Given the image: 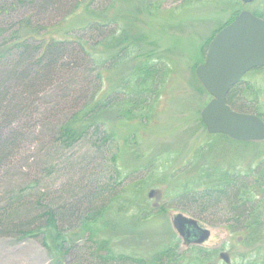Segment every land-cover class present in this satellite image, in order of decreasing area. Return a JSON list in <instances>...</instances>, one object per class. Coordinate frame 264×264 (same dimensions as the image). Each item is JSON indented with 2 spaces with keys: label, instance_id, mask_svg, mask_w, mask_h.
Returning <instances> with one entry per match:
<instances>
[{
  "label": "rangeland",
  "instance_id": "1",
  "mask_svg": "<svg viewBox=\"0 0 264 264\" xmlns=\"http://www.w3.org/2000/svg\"><path fill=\"white\" fill-rule=\"evenodd\" d=\"M84 1L99 10L73 9L66 20L50 24V32L69 37L73 28L90 19L106 22L108 29L115 30L98 49V56L108 65L103 70L101 96L131 91L129 80L141 65L157 63L165 72L168 69L154 84L156 90L137 106L132 121L119 120L111 112L102 116L117 141V169L122 177H129L115 181L116 191L132 180L106 215L114 227L106 235L115 251L150 259L154 252L175 243V250L184 252L183 264H264V232L256 235L250 230L264 214V207H259L264 206V139L240 142L209 134L200 112L210 96L194 74L214 33L241 10L264 19V0H109L112 5L103 12L108 0ZM239 88L245 106L264 120V67L246 73ZM141 114L147 118L143 120ZM32 145L25 146V153ZM85 148V144L75 145L69 155ZM30 179L19 180V189ZM223 183L227 188L238 186L239 198L254 207L253 216L238 223L246 228L235 231L231 227L237 224L229 217L213 216L184 202L189 193L225 191ZM177 213L209 229L200 247L191 245L185 251L183 238L173 225ZM220 252L229 262L221 259ZM49 256L34 240L0 237V264H52Z\"/></svg>",
  "mask_w": 264,
  "mask_h": 264
},
{
  "label": "trees",
  "instance_id": "2",
  "mask_svg": "<svg viewBox=\"0 0 264 264\" xmlns=\"http://www.w3.org/2000/svg\"><path fill=\"white\" fill-rule=\"evenodd\" d=\"M107 2L102 12L111 7ZM91 6L84 0H0V237L36 241L52 264H183L184 252L176 251L175 243L150 259H135L116 252L106 235L114 229L106 215L132 180L116 191L115 181L122 177L117 141L102 116L111 112L132 121L137 106L168 69L157 63L141 65L129 80L131 91L101 96L108 65L98 49L115 30L90 19L69 37L50 32L53 22L66 20L73 9L99 10ZM240 83L231 87L226 103L259 116L245 106ZM83 144L84 150L69 155L73 146ZM28 176L23 191L19 180ZM223 185L225 191L189 193L184 202L229 217L237 224L231 227L235 231L246 228L240 224L253 216L254 207L239 198L238 186ZM259 220L250 225L252 234L264 232V214Z\"/></svg>",
  "mask_w": 264,
  "mask_h": 264
},
{
  "label": "water",
  "instance_id": "3",
  "mask_svg": "<svg viewBox=\"0 0 264 264\" xmlns=\"http://www.w3.org/2000/svg\"><path fill=\"white\" fill-rule=\"evenodd\" d=\"M253 0H242L250 3ZM264 67V20L247 10L218 30L208 43L205 58L195 68V77L211 99L200 112L201 121L210 134H223L237 141L264 139V122L250 113L232 110L226 96L248 71ZM151 194V193H149ZM177 233L189 241L202 243L209 230L180 213L173 216ZM226 262L228 257L221 253Z\"/></svg>",
  "mask_w": 264,
  "mask_h": 264
},
{
  "label": "flooded vegetation",
  "instance_id": "4",
  "mask_svg": "<svg viewBox=\"0 0 264 264\" xmlns=\"http://www.w3.org/2000/svg\"><path fill=\"white\" fill-rule=\"evenodd\" d=\"M193 239H194V238H190V239H189V242H192ZM186 242H187V241H186ZM191 245H192V246H195V247H200V245H197V244H188V245H186V248H190ZM186 248H185V249H186Z\"/></svg>",
  "mask_w": 264,
  "mask_h": 264
}]
</instances>
